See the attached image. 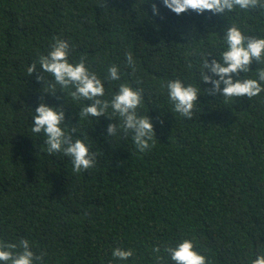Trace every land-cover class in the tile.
Here are the masks:
<instances>
[{
  "label": "trees",
  "instance_id": "trees-1",
  "mask_svg": "<svg viewBox=\"0 0 264 264\" xmlns=\"http://www.w3.org/2000/svg\"><path fill=\"white\" fill-rule=\"evenodd\" d=\"M155 2L158 16L149 0H0V240L15 252L29 240L36 264H174L167 249L185 238L208 264H251L264 252V91L225 98L199 75L206 56L219 57L227 27L264 37V9L177 15ZM56 38L102 79L119 66L101 100L120 83L140 90L138 112L155 133L148 150L108 132L119 117L83 116L94 101L27 72ZM250 68L233 75L256 78L264 57ZM176 78L200 89L191 119L170 104L166 85ZM41 103L65 113L69 140H87L93 167L76 172L64 153L45 150L30 130ZM117 247L133 255L114 258Z\"/></svg>",
  "mask_w": 264,
  "mask_h": 264
},
{
  "label": "clouds",
  "instance_id": "clouds-1",
  "mask_svg": "<svg viewBox=\"0 0 264 264\" xmlns=\"http://www.w3.org/2000/svg\"><path fill=\"white\" fill-rule=\"evenodd\" d=\"M153 16L160 14V8L155 0H149ZM164 7L177 15L191 9L197 13L210 10L213 13L226 14L233 10L264 9V0H161ZM223 50L219 57L208 61L204 58L200 68V81L211 83L222 97L252 98L264 91V68L255 70L256 78H236L234 73L252 71L250 65L253 61L259 62L264 57V37L256 38L246 36L241 28L235 24L227 27L222 35ZM211 55V54H208ZM70 44L67 40L56 38L46 54L41 55L37 62L27 68L32 74L39 70L50 74L52 81L49 88L60 85L64 89H71L73 100H90L91 104L83 105V116L99 117L109 114L119 117L118 124L108 127V132L119 136L120 132L130 135L136 149L146 151L153 141L154 126L147 115L138 112L142 104V95L138 88L129 83H120L118 91H114L111 99H103L105 88L103 79L120 81L121 72L119 66L112 64L108 67L106 76L102 79L90 71L82 58L78 62L69 60ZM127 64L134 65L132 53L126 54ZM37 65L39 67H37ZM218 77L213 79L207 69ZM37 79H43L37 77ZM54 81V82H53ZM221 84L223 87L221 88ZM167 94L175 113L183 118L191 119L193 109L196 107L200 89L183 79H169L167 82ZM209 91V90H207ZM111 109V112H109ZM65 113L58 107L47 103H41L34 108L31 118V132L43 134L45 150L48 153L62 152L70 158L73 170L80 172L94 166L95 153L90 150V145L85 138L69 140L70 133L64 125ZM119 129V132H118ZM15 243H7L0 240V264H36L41 259L31 249L30 241H19V252ZM170 259L174 264H208L207 257L197 250L193 240L185 238L178 241L175 246L167 249ZM133 255L132 250L114 248L112 256L119 260H127ZM251 264H264V252L257 254Z\"/></svg>",
  "mask_w": 264,
  "mask_h": 264
}]
</instances>
